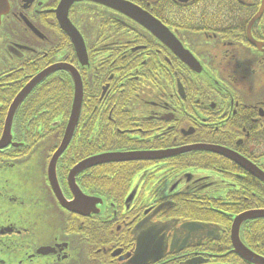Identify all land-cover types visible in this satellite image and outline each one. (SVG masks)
<instances>
[{"label":"flooded vegetation","instance_id":"obj_1","mask_svg":"<svg viewBox=\"0 0 264 264\" xmlns=\"http://www.w3.org/2000/svg\"><path fill=\"white\" fill-rule=\"evenodd\" d=\"M245 213L264 0H0V264H252Z\"/></svg>","mask_w":264,"mask_h":264},{"label":"water","instance_id":"obj_2","mask_svg":"<svg viewBox=\"0 0 264 264\" xmlns=\"http://www.w3.org/2000/svg\"><path fill=\"white\" fill-rule=\"evenodd\" d=\"M33 85V84H32ZM26 91L21 93L20 95V98H23L24 95H25ZM77 115L78 113L76 112L75 114L73 113L72 115V120H73V126L72 128L69 129V133L71 134V132L73 131V128H74V125L76 123V120H77ZM69 136V134L67 135ZM217 152H219L220 154L236 161L238 164H240L241 166L245 167V168H249L250 166V163L230 152V151H220L218 150ZM111 158V157H110ZM62 203H64V200L62 198ZM67 207H69L68 205H65ZM261 216H264V213H245V214H240L238 216H236V218L234 219V223H236V229H235V233H236V239L234 240V245H235V248L236 250L238 251V253L245 259L247 260L248 262L252 263V264H264V258L258 256L257 254L253 253L252 251H250L239 239V236L237 234V229H238V226H239V223L245 219H248V218H255V217H261ZM233 231H234V227H233Z\"/></svg>","mask_w":264,"mask_h":264}]
</instances>
